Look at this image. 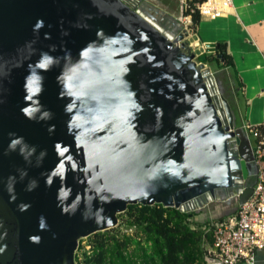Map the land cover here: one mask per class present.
I'll list each match as a JSON object with an SVG mask.
<instances>
[{"label": "water", "instance_id": "water-1", "mask_svg": "<svg viewBox=\"0 0 264 264\" xmlns=\"http://www.w3.org/2000/svg\"><path fill=\"white\" fill-rule=\"evenodd\" d=\"M134 1L0 0V264H75L129 205L251 195L222 83L211 97L183 23Z\"/></svg>", "mask_w": 264, "mask_h": 264}, {"label": "trees", "instance_id": "trees-1", "mask_svg": "<svg viewBox=\"0 0 264 264\" xmlns=\"http://www.w3.org/2000/svg\"><path fill=\"white\" fill-rule=\"evenodd\" d=\"M201 1L192 0L190 4ZM188 15V11L182 12V17ZM190 16L195 28L200 22V16L197 11ZM215 45L214 53L204 52L198 56L197 61L206 64L215 73L217 80L224 81L223 73L228 69L236 92L238 89L233 61L227 53L226 44ZM227 101L239 122L238 106L236 108L232 101ZM238 122L237 127H241L242 124ZM252 179L250 177L251 185ZM199 215L200 212L184 213L159 204L129 205L125 212L117 215V227L80 240L75 264H207L204 257L205 244L211 242L207 231L215 220L206 226V223L198 220ZM85 247H90V250L86 251Z\"/></svg>", "mask_w": 264, "mask_h": 264}, {"label": "crops", "instance_id": "crops-1", "mask_svg": "<svg viewBox=\"0 0 264 264\" xmlns=\"http://www.w3.org/2000/svg\"><path fill=\"white\" fill-rule=\"evenodd\" d=\"M183 1L152 0L158 7L180 21L183 18ZM231 2L232 8L229 14L214 20H200L199 25L195 27L194 42L199 46L226 44L227 53L233 61L238 90L234 91L236 86L231 80V73L228 69L225 70L224 81L219 79L225 89V97L232 101V105H236V108L238 106L240 124L258 125L264 117V94H262L264 90V0H231ZM242 105L244 115H241ZM238 204L236 201L228 205L221 204V208L209 205L200 211L198 220L203 224L206 223L204 225L207 226L216 215L215 211L217 212L215 221H217L233 213ZM211 244L212 242L206 243L205 250L210 248ZM207 264L220 263L207 260Z\"/></svg>", "mask_w": 264, "mask_h": 264}, {"label": "built area", "instance_id": "built-area-1", "mask_svg": "<svg viewBox=\"0 0 264 264\" xmlns=\"http://www.w3.org/2000/svg\"><path fill=\"white\" fill-rule=\"evenodd\" d=\"M127 2L130 5L136 3L134 0ZM183 2L184 11L189 13L181 20L187 32L192 31L188 30V26L192 24L190 15L195 11L200 20H214L229 14L232 8L231 0H203L193 4H190L192 0ZM135 12L138 13L137 10ZM197 46L192 48L198 49ZM202 47V51L195 55V60L206 52L205 46ZM195 63L197 66L202 65L200 72L207 90L211 85L218 92L215 73L206 64L198 61ZM241 128L248 138L255 167L252 192L246 201L237 205L233 213L211 224L207 233H210L212 244L205 250L204 257L220 264H264V117L258 125L244 123ZM238 182L241 187L234 195L236 201L247 189L245 181ZM85 249L88 251L90 247Z\"/></svg>", "mask_w": 264, "mask_h": 264}, {"label": "rangeland", "instance_id": "rangeland-1", "mask_svg": "<svg viewBox=\"0 0 264 264\" xmlns=\"http://www.w3.org/2000/svg\"><path fill=\"white\" fill-rule=\"evenodd\" d=\"M154 3V2H153ZM155 4V3H154ZM201 22V21H200ZM199 22V23H200ZM199 23H198V25H199ZM197 25V26H198ZM189 29H192L193 31H191L190 30V32H188V34H190L189 35V37H188V39H187V41H188V43H189V46L191 47V50L194 52V54L196 55V54H198L199 53V51H202V49H203V47L200 45H198L197 46V48L198 49H195V48H192V47H194V45L196 46L197 44H194V41L196 40V37L194 36V33L196 34V32H195V28L192 26V24H191V26H188V30ZM194 36V37H193ZM198 38H199V36H198ZM192 45V46H191ZM197 60H195L194 59V62H196ZM216 81H217V79H216ZM241 109V115H244V106L242 105V107L240 108ZM211 205V207H212V205H213V207H218V208H221V204H219V203H214V204H210ZM200 212V211H199ZM215 214L217 215V212L215 211ZM216 215H214L213 216V218H212V220L214 221V220H216L215 218H216ZM117 227V226H116ZM85 244V243H84Z\"/></svg>", "mask_w": 264, "mask_h": 264}, {"label": "bare ground", "instance_id": "bare-ground-1", "mask_svg": "<svg viewBox=\"0 0 264 264\" xmlns=\"http://www.w3.org/2000/svg\"><path fill=\"white\" fill-rule=\"evenodd\" d=\"M149 21H151L150 19H148ZM151 22H153V21H151ZM154 23V22H153ZM161 29V28H160ZM162 31H164L165 32V30H163V29H161ZM165 33H167V36L168 37H170L171 36V34L168 32V31H166ZM194 44H196V42H194ZM209 87V90H208V92L211 94L210 96L211 97H219V93L216 91V89L214 88V87H212L211 85H209L208 86Z\"/></svg>", "mask_w": 264, "mask_h": 264}, {"label": "flooded vegetation", "instance_id": "flooded-vegetation-1", "mask_svg": "<svg viewBox=\"0 0 264 264\" xmlns=\"http://www.w3.org/2000/svg\"><path fill=\"white\" fill-rule=\"evenodd\" d=\"M253 177V176H252ZM254 178V177H253ZM252 183H254V179H252Z\"/></svg>", "mask_w": 264, "mask_h": 264}, {"label": "clouds", "instance_id": "clouds-1", "mask_svg": "<svg viewBox=\"0 0 264 264\" xmlns=\"http://www.w3.org/2000/svg\"><path fill=\"white\" fill-rule=\"evenodd\" d=\"M207 52V51H206ZM208 53V52H207Z\"/></svg>", "mask_w": 264, "mask_h": 264}]
</instances>
